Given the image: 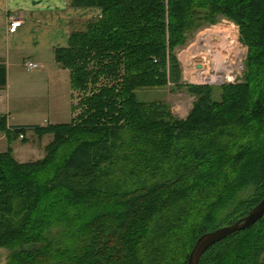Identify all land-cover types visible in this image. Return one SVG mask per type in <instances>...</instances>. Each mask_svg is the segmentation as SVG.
Wrapping results in <instances>:
<instances>
[{
    "label": "trees",
    "instance_id": "1",
    "mask_svg": "<svg viewBox=\"0 0 264 264\" xmlns=\"http://www.w3.org/2000/svg\"><path fill=\"white\" fill-rule=\"evenodd\" d=\"M68 1L100 9L54 50L71 118L6 126L0 115L7 140L51 137L35 160L0 152L4 264H186L200 234L264 196V0ZM220 18L245 48L242 75L181 82L175 49ZM169 85L193 97L182 118L136 96ZM197 264H264V213Z\"/></svg>",
    "mask_w": 264,
    "mask_h": 264
},
{
    "label": "crops",
    "instance_id": "2",
    "mask_svg": "<svg viewBox=\"0 0 264 264\" xmlns=\"http://www.w3.org/2000/svg\"><path fill=\"white\" fill-rule=\"evenodd\" d=\"M99 15L98 7L68 0H0V115L6 126H44L71 118L68 71L54 61V50L67 45L71 30ZM14 20L19 25L9 30ZM28 61L36 66L26 69Z\"/></svg>",
    "mask_w": 264,
    "mask_h": 264
},
{
    "label": "rangeland",
    "instance_id": "3",
    "mask_svg": "<svg viewBox=\"0 0 264 264\" xmlns=\"http://www.w3.org/2000/svg\"><path fill=\"white\" fill-rule=\"evenodd\" d=\"M231 34V36L229 35ZM215 35L219 38L218 48L219 51L228 50V47H230L234 42V49L238 47L239 52L243 51L244 47H241V43L238 41V34L236 26L230 21L226 19L220 18L215 24L212 25H206L204 24L200 28L194 30L191 35L187 38L186 42L175 49V56L179 63L180 68V81L183 83H187V74L186 72H189V67H187V64L189 63H199L207 61V57L200 58V57H194L192 61L190 60L189 56L192 55H201L203 54L199 51H197V47L199 45L200 40L205 35ZM231 41L229 44H227L228 41ZM199 52V53H198ZM190 53V54H189ZM198 53V54H196ZM232 64H237L238 62L242 61L241 53L238 57H236V51L231 56ZM236 59V60H235ZM235 61V62H234ZM206 63V62H204ZM208 70L212 69L210 62L207 63ZM234 64V65H235ZM203 68L205 66L203 65ZM239 70L238 72H240ZM185 79H184V74ZM212 85H218V84H212ZM136 96L139 100L142 101H151V100H161L164 101L169 105V109L172 112L173 115L176 117L182 118L187 113L188 109L190 108L191 101L193 97L189 95L184 88H172L171 85L169 86H163L159 88H140L136 90ZM68 116L63 117V120H68ZM37 119H32V121H36ZM30 121V120H27ZM6 125V122H5ZM45 135V134H44ZM42 135L41 137H37L32 132H26L23 134V140H21L19 137L12 138L7 140L5 137V134L3 131L0 130V152L1 150L4 151L6 147L9 146L11 150V155H13L16 159H21L24 161L29 160H35L40 158L44 151H43V144H45V141L48 142L50 140V135ZM14 152V154H13ZM15 159V160H16ZM17 161V160H16ZM7 255V250L4 248H0V264L5 263V257Z\"/></svg>",
    "mask_w": 264,
    "mask_h": 264
},
{
    "label": "water",
    "instance_id": "4",
    "mask_svg": "<svg viewBox=\"0 0 264 264\" xmlns=\"http://www.w3.org/2000/svg\"><path fill=\"white\" fill-rule=\"evenodd\" d=\"M263 213L264 196L254 206H252L245 215L241 216L234 222L200 234L188 252L186 264H197L198 259L208 247L226 235L253 224L263 215Z\"/></svg>",
    "mask_w": 264,
    "mask_h": 264
},
{
    "label": "built area",
    "instance_id": "5",
    "mask_svg": "<svg viewBox=\"0 0 264 264\" xmlns=\"http://www.w3.org/2000/svg\"><path fill=\"white\" fill-rule=\"evenodd\" d=\"M18 25H19V21L18 20L11 21L9 23V30H12L14 27H16ZM240 46L244 47L242 45H240ZM235 51H236V57H238L240 55V53H241V58H242V61H243L245 48L243 49V51L239 52L238 47H236ZM196 56L200 57V58H204V56L192 55V54H190L189 58L192 61V59L194 57H196ZM242 61L238 62L237 64L234 63L235 65L231 63L232 61L229 62L227 64L228 65V67H227L228 71H225V70L214 71V70L210 69L207 72H196V71L199 70L198 69L199 67L202 68L203 65H205L204 62H206V61H204V62L202 61V62H199V63H192L191 62L190 64L189 63L187 64V67H189V72H186V73H188L187 74L188 76H187L186 79H185L186 73L184 74V79L187 80V83H189V84H222V83L235 82L242 75V70H243ZM35 66H36V64L33 63V62H29L28 61V62L24 63V67L26 69H31V68H33ZM239 70H241V71L238 72ZM203 73H205V74H203ZM18 137L21 138L22 135L19 134Z\"/></svg>",
    "mask_w": 264,
    "mask_h": 264
},
{
    "label": "bare ground",
    "instance_id": "6",
    "mask_svg": "<svg viewBox=\"0 0 264 264\" xmlns=\"http://www.w3.org/2000/svg\"><path fill=\"white\" fill-rule=\"evenodd\" d=\"M231 36V34L229 33ZM231 41L229 40L227 44ZM219 38L213 34L205 35L202 40H200L197 51L201 52L204 57H207V61L205 63V68H198L199 70L196 72H207L208 71V62L211 64V68L214 71H228V63L232 61L231 56L235 53V49L233 47L234 43L228 47V50L224 51L218 48ZM198 52V53H199ZM196 53V54H198ZM205 74V73H203Z\"/></svg>",
    "mask_w": 264,
    "mask_h": 264
}]
</instances>
